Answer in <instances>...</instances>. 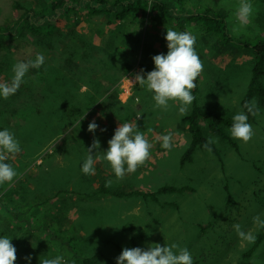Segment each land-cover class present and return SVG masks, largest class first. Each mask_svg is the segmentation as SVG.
I'll return each instance as SVG.
<instances>
[{"label": "rangeland", "instance_id": "obj_1", "mask_svg": "<svg viewBox=\"0 0 264 264\" xmlns=\"http://www.w3.org/2000/svg\"><path fill=\"white\" fill-rule=\"evenodd\" d=\"M52 1L0 0V27L18 20L27 8L43 14L44 6ZM184 3L195 11L222 9L234 38L254 44L264 33V0H252L254 15L239 35L231 30L238 0ZM73 18L77 27L66 25L53 38L24 33L0 40V82L10 80L16 61L34 59L37 53L45 56V64L30 68L14 95L0 99V127L13 131L22 148L7 161L18 176L0 185V234L13 236L14 264H25L23 257L29 254L31 264L55 255L79 264L63 251L61 241L70 238L83 255H98L95 264H115L124 247L172 242L191 251L193 264H264V240L251 251L253 243L239 239L232 227L239 223L256 235L260 228L252 218L258 214L264 218V110L250 123L254 136L247 143L232 138L236 149L203 130L206 138L216 139L221 161L209 151L198 150L191 163L181 166L180 159L190 143L183 117L192 103L184 114L177 111L178 103L171 101L167 110L154 109L151 93L131 81L141 68L145 72L153 69L152 56L167 52L166 28L177 30L176 23L159 15L107 23L101 15L81 10ZM184 28L196 34L195 48L203 62L194 81L197 104L231 120L242 110L240 102L251 79L253 54L229 46L219 35H204L201 28L189 24ZM75 34L95 45V56L81 59L77 66H65L75 69L77 77L70 73L63 76L67 56L63 53L80 46L79 37L74 41ZM104 38L117 46L112 58L103 47H96ZM47 66L53 72L43 79L41 69ZM52 73L61 79L50 78ZM64 88L67 93L62 92ZM93 119L99 127L90 133L87 125ZM125 120L136 122L152 143L149 158L120 180L103 160L96 162L95 174H82L79 164L84 148L95 137L100 150H106L114 129ZM101 128L106 130L101 132ZM165 133L171 134V150L160 146L159 137ZM109 179L112 184L107 187L121 191L154 192L164 186L188 190L159 195L156 201L84 196Z\"/></svg>", "mask_w": 264, "mask_h": 264}, {"label": "clouds", "instance_id": "obj_2", "mask_svg": "<svg viewBox=\"0 0 264 264\" xmlns=\"http://www.w3.org/2000/svg\"><path fill=\"white\" fill-rule=\"evenodd\" d=\"M253 15L252 0H238L231 17L232 32L239 35ZM164 39L167 52L152 56L153 69L145 72L141 68L139 72L133 74L131 81L151 93L154 109L167 110L171 101L178 103L177 111L184 114L194 99L192 94V89L195 88L194 81L203 70V62L195 48L197 36L190 30H176L168 27ZM44 64L43 53H37L34 59L13 63L10 80L0 82V99H7L14 95L24 83L29 69H39ZM258 114L256 101L254 99L245 101L243 110L236 112L231 118V124L227 130L229 136L247 143L254 136V130L248 119L249 115ZM83 117L84 114L78 121L79 126ZM98 127L93 119L88 123L87 131L95 133ZM105 130L100 129L101 132ZM159 141L161 148L165 150H171L173 147L171 134H162ZM214 143L216 139L209 137L204 146L211 151L209 145ZM151 148L152 143L146 139L144 132L138 129L136 122L125 120L114 129L111 138L107 141L106 150H100L99 141L95 137L92 143L84 148L85 155L79 164L80 172L84 175L95 174L96 162L103 160L109 164L116 180H120L126 174L134 173L137 167L149 158ZM21 151V144L15 133L7 127H0V185L11 183L18 176L16 168L7 161L11 155ZM111 184L112 180H106V187ZM252 219L258 228H264V218L261 214ZM232 227L242 241L248 243L255 241L256 237L251 230H243L239 223H234ZM12 237L0 234V264H14L16 260V249L10 242ZM23 259L25 264H31V254ZM39 264H74V262L70 258L66 260L64 255H55L40 257ZM115 264H193V255L186 246H180L175 242L163 246L152 243L147 247L122 248L115 258Z\"/></svg>", "mask_w": 264, "mask_h": 264}, {"label": "trees", "instance_id": "obj_3", "mask_svg": "<svg viewBox=\"0 0 264 264\" xmlns=\"http://www.w3.org/2000/svg\"><path fill=\"white\" fill-rule=\"evenodd\" d=\"M78 10L87 11L91 15H101L107 20V23H122L125 20H130L141 15H159L167 21L175 22L177 30H185V25L189 24L201 28L204 35H219L229 46L234 45V47H236L235 49H240L247 53L251 52L254 58L252 62V75L245 95L240 102V106L243 110L244 102L254 99L259 109V114L264 110V33L254 44H252L250 40L244 41L241 40V38L232 37L230 28L228 27L227 14L222 11V9L215 10L204 8L202 11H195L192 8H185L184 0H53L44 6L43 14H39L35 9L27 8L24 9V12L18 20L12 22L8 27H0V40L14 34L22 36L24 33H29L33 36L53 38L62 30L66 29V25H69L68 28L70 29L77 27V20L74 19L73 16L76 15ZM63 20L66 21L67 24H64ZM74 36V41L79 37L80 46L79 49L76 48V50L63 53L67 55L66 59L63 61L64 67L61 69L63 76L70 73L73 77H77L79 74L75 69H68L65 66H77L81 59L84 60L91 56H95L93 54L95 45L92 44L90 40H82L81 36H78V34ZM106 40L107 39L104 38V41L96 47H103L102 50L104 53L108 52L110 55L109 57L112 58L111 56L114 54V51L117 50V46L111 41ZM142 61H146L145 55ZM126 67L127 71L131 68L128 63H126ZM49 72H53L49 66L41 69L42 78L44 79L45 76L50 75ZM50 78H55L56 81L61 79L58 76H54L53 73ZM197 80L198 77L195 83ZM64 83L66 82L64 81ZM196 90L197 87L195 85L192 91L194 99L192 101L191 110L183 117V122L186 124L187 132L190 136V143L180 159L181 166L191 163L193 154H195L196 151H209L208 148L204 146L208 138L204 136L203 130H205V134L208 130L209 133L215 137L220 138L222 141H226L233 148H237L236 143L227 133L231 120L199 107L195 96ZM62 92L67 93V90L64 88ZM255 116L249 115V123L255 120ZM209 148L211 149L209 152L221 161L220 153L215 144H210ZM187 190L188 188L185 187L176 188L164 186L154 192H145L141 190L121 191L118 189H110L102 184L95 192L90 195L85 194L84 196L86 198H104L111 196L118 199L140 197L156 201L159 195L182 194ZM255 237L256 239L252 244L251 251L256 249L263 242L264 228H260ZM61 242L64 244L63 251H67L72 258L78 260L79 264L96 263L98 255L91 257L83 255L73 244L71 238L63 239Z\"/></svg>", "mask_w": 264, "mask_h": 264}]
</instances>
